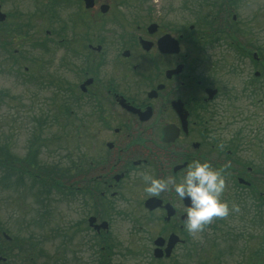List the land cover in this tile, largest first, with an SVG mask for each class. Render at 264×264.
Wrapping results in <instances>:
<instances>
[{"label":"rangeland","instance_id":"rangeland-1","mask_svg":"<svg viewBox=\"0 0 264 264\" xmlns=\"http://www.w3.org/2000/svg\"><path fill=\"white\" fill-rule=\"evenodd\" d=\"M1 1L2 11L9 15L0 28V145L19 159L33 152L39 165L56 171L55 186L41 191L37 186L29 190L28 182L14 185L12 177L2 179L0 240L3 232L15 238L13 251L12 246L5 247L7 257L12 252L8 264H247L259 246L255 235L264 230V211L259 218L248 189L235 186L231 197H222L230 206L232 202L238 204L239 212L219 218L213 228L205 227L196 236L189 235L185 248L181 246L170 259H155L152 242H140L134 232L136 214L129 209L126 219L115 221L114 238L96 237L87 224V198L81 190L86 175H74L69 182L58 180L61 172L71 170L78 161H87L86 126L82 125L92 104L78 91L70 93L61 85H74L79 76L72 62H80V58H73L69 43L79 38L77 34L93 33L100 41L106 38L103 50L111 57L122 47L119 40L112 41L120 36L117 32L151 22L150 10L160 6L175 36L193 26L191 47L184 43L182 51H189L191 59L201 62L202 70L219 79L225 88L234 87L232 107L236 113L229 110V102L219 113L220 137L225 140L238 135L240 160L258 173L264 152V75L250 83L256 70L250 56L255 51L259 62H264V0H227L220 9L214 5L221 0H151L146 14H139V9V15L132 17L131 6H123L117 12L112 9L94 27L74 26L73 20L80 22L83 17L63 9L55 16H40L33 3H24L23 11L12 15L11 5L17 3ZM231 26L237 28L236 35ZM62 37L64 42H59ZM244 48H249L248 56L242 54ZM226 183L230 184L229 179ZM70 186L80 189L75 192ZM155 236L148 233L151 239ZM211 241L221 253L208 247L214 243ZM15 246L30 248L33 260H21Z\"/></svg>","mask_w":264,"mask_h":264},{"label":"flooded vegetation","instance_id":"flooded-vegetation-1","mask_svg":"<svg viewBox=\"0 0 264 264\" xmlns=\"http://www.w3.org/2000/svg\"><path fill=\"white\" fill-rule=\"evenodd\" d=\"M148 1L151 0H92L86 7L84 0H14L17 4L11 5L12 13H9L18 16L23 11L21 6L25 8L24 3H33L40 16H55L63 9L75 17H83L80 22L73 20L74 26L78 23L81 27H94L112 9L116 11L123 6H131L132 17L146 14ZM1 5L0 0L2 10ZM103 5L108 7L104 12ZM139 9L142 12L137 14ZM150 12L151 22L117 32L118 39L114 35L112 41L119 40L122 47L111 57L104 52L106 38L100 41L93 33L77 34L79 38L69 43L73 58H80V62H72L79 76L76 84H62L61 87H68L70 93L78 91L92 104L88 120L82 125L83 128L86 126L83 138L87 161L84 164L78 161L71 170L72 177L86 175L81 190L87 198V218H93L89 229L96 237H106L110 241L114 238L115 221L126 219L129 209L136 214L134 232L137 231L140 242L143 239L151 242L158 236L165 239L158 252L163 254L159 258L163 261L172 258L179 245L189 241V234L182 226V209L186 203L179 201L171 191L162 193L159 198L146 197L142 191V171L162 178L179 177L187 162L207 160L214 167L223 168L225 180L230 181L222 194L225 198L231 197L234 186L249 190L255 174L252 166L243 164L239 158V138L232 136L224 140L220 137L222 121L219 113L228 102L229 110L236 113L232 107L234 87L225 88L219 79L202 70L201 62L191 59L189 51H182L184 43L191 47V39L182 29L174 35L175 29L164 20L166 13L160 6ZM7 14L0 21V28ZM119 15L125 17L122 13ZM117 24L124 25V22L117 21ZM192 29L193 26H189L188 32ZM60 31H63L62 27ZM169 34L178 41L176 52L167 51L170 46L164 40L159 42L162 38L168 41L165 37ZM142 40L148 43H142ZM58 41L64 42V38ZM248 53L249 48H244L242 54L248 56ZM259 59L253 51L250 60L252 67L256 64L259 73L250 82L252 84L264 75V62ZM207 89L214 90L210 97ZM223 98L225 102H222ZM70 189L76 192L80 187L70 186ZM149 198L160 203L153 208L146 206L145 201ZM217 220L219 218H213L206 227L213 228ZM100 223H105V228L100 227ZM148 233L156 236L151 239ZM170 234L177 235L179 242L166 257L163 251Z\"/></svg>","mask_w":264,"mask_h":264},{"label":"clouds","instance_id":"clouds-1","mask_svg":"<svg viewBox=\"0 0 264 264\" xmlns=\"http://www.w3.org/2000/svg\"><path fill=\"white\" fill-rule=\"evenodd\" d=\"M143 193L146 197L159 198L162 193L174 192L186 205L182 209V226L190 236L204 230L213 218L227 217L239 212V205L222 198L226 188L223 168L214 167L209 161L193 159L187 162L179 177L162 178L142 171Z\"/></svg>","mask_w":264,"mask_h":264},{"label":"trees","instance_id":"trees-1","mask_svg":"<svg viewBox=\"0 0 264 264\" xmlns=\"http://www.w3.org/2000/svg\"><path fill=\"white\" fill-rule=\"evenodd\" d=\"M225 32V31H222ZM196 37H198L196 35ZM5 145L1 146L0 145V183H5V178H13V183L14 185H23L28 182V188L29 189H34L33 187L37 186L40 191L44 187H53L55 184L54 181V176H55V169L53 168H45L44 166H41L38 164L36 160L35 153L29 152V155L23 159H19L11 153L7 152L5 149ZM3 170V172H2ZM5 174V176H4ZM2 175V177H1ZM2 179L4 181H2ZM252 194H253V202L254 200L256 201V207L259 211V218L263 217L261 215V212L264 211V166L261 167L260 172L258 173L257 176L253 178L252 181ZM258 217V216H257ZM255 224V222H254ZM252 237H249V239ZM255 239L259 241V246L254 249L252 254L249 256V262L247 264H264V230L262 233H258L255 235ZM15 238L11 239L9 241L4 240V238H1L0 240V256L6 257V260H0V264H8L9 262V257L12 254L11 251H13V245L15 243ZM11 247V251L9 256L7 257L5 255V247ZM18 247L20 250L19 255L21 260L27 259L28 262L30 263L33 259H31L30 251L27 252L25 249L30 248H21L20 246H15ZM214 247L215 252L221 253V249L219 248L216 249V243L214 242L212 246ZM8 249V248H7ZM216 249V250H215ZM249 253V250H247ZM216 256V255H215ZM18 257V256H17ZM16 257V258H17ZM219 257V256H218ZM26 260V261H27Z\"/></svg>","mask_w":264,"mask_h":264},{"label":"water","instance_id":"water-1","mask_svg":"<svg viewBox=\"0 0 264 264\" xmlns=\"http://www.w3.org/2000/svg\"><path fill=\"white\" fill-rule=\"evenodd\" d=\"M91 4H92V0H85V5L86 6H90ZM106 10H107V6L106 5L102 6V11L104 12ZM3 18H4V14H2L0 12V20H2ZM150 26H152V25H150ZM165 38L168 41H166L164 38H162L161 40H159V42H162L164 40L166 43H169V46H170V48H168L167 51L176 52L178 50V41L175 38H173L172 36H170V35H166ZM142 43H148V42L142 40ZM144 47L147 48L148 45H146ZM207 91L209 92V97L212 95V93H214V90L207 89ZM159 203H160V201L155 199V198H149V199H147L145 201V205L146 206L148 205L151 208L156 207ZM184 203H187V199H185ZM169 213H171V211L168 212V215H169ZM88 221H89V224L91 225L92 221H93V218L90 217L88 219ZM104 224L105 223H101V226H103ZM177 239H178V237L176 235H174V234H171L168 237L167 247L165 248L166 255H168L169 252H171L170 250H171L172 246L174 245V243L177 241ZM154 242L156 244H160V243H162V238L158 237ZM157 250L158 249H155V251H154V255L155 256H159L160 255V254L157 253Z\"/></svg>","mask_w":264,"mask_h":264}]
</instances>
